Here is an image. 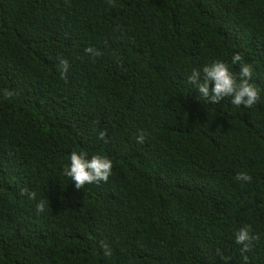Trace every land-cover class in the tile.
Masks as SVG:
<instances>
[{
    "label": "trees",
    "instance_id": "obj_1",
    "mask_svg": "<svg viewBox=\"0 0 264 264\" xmlns=\"http://www.w3.org/2000/svg\"><path fill=\"white\" fill-rule=\"evenodd\" d=\"M234 53L251 108L188 80L217 60L238 79ZM74 151L109 158L108 181L75 189ZM245 226L259 239L242 253ZM244 255L264 264V0H0V264Z\"/></svg>",
    "mask_w": 264,
    "mask_h": 264
},
{
    "label": "clouds",
    "instance_id": "obj_2",
    "mask_svg": "<svg viewBox=\"0 0 264 264\" xmlns=\"http://www.w3.org/2000/svg\"><path fill=\"white\" fill-rule=\"evenodd\" d=\"M86 52L93 56H98L100 53L89 47ZM243 57L239 53H234L231 58L233 65L240 64L239 78L229 70L228 65L222 61H215L205 65L201 70H193L188 77L189 82L194 85L203 100L209 101L211 104H217L225 98H231L230 103L240 107L251 108L260 100L258 89L250 82L253 76L251 65L242 63ZM61 75L63 76L68 71V62L64 59L60 61ZM4 98L8 99L13 93L8 90H3ZM105 133H100V138L103 139ZM137 143H144V134L141 133L137 137ZM112 161L103 155H93L89 159L84 153L72 152L70 154V166L64 169V174L69 177L74 184L75 189L81 190L87 184L107 182L112 172ZM236 180L250 183L252 177L244 172L237 173ZM22 194L27 195L30 199H35V192H29L27 189H22ZM38 212L45 210L44 202H39L36 205ZM250 226L240 228L235 234V241L238 245H242L241 252L246 253L251 248L253 240H258L256 235H250ZM104 247H107L106 245ZM225 264L227 261L225 258ZM244 264H248V256H243Z\"/></svg>",
    "mask_w": 264,
    "mask_h": 264
}]
</instances>
